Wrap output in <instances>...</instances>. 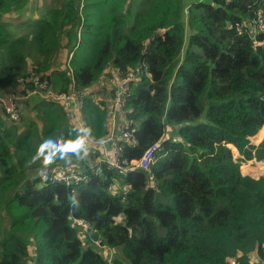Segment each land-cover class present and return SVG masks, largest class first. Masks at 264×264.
<instances>
[{
    "label": "trees",
    "instance_id": "1",
    "mask_svg": "<svg viewBox=\"0 0 264 264\" xmlns=\"http://www.w3.org/2000/svg\"><path fill=\"white\" fill-rule=\"evenodd\" d=\"M35 2L0 0V94L30 70L55 91L74 85L90 138L103 141L116 92L101 77L133 72L124 115L136 144L124 156L163 149L148 171L102 165L78 185L53 183L89 168L83 152L48 168L33 159L45 141L81 136L62 104L44 99L1 124L0 264H264V176L241 173L242 160H264V141L251 143L264 126V34L238 31L264 0H58L13 36L6 17Z\"/></svg>",
    "mask_w": 264,
    "mask_h": 264
},
{
    "label": "built area",
    "instance_id": "2",
    "mask_svg": "<svg viewBox=\"0 0 264 264\" xmlns=\"http://www.w3.org/2000/svg\"><path fill=\"white\" fill-rule=\"evenodd\" d=\"M188 12V8H186ZM253 30L264 34V12L258 11L257 16L250 22H245V26L238 27L239 33ZM69 72L73 70L68 66ZM117 70V69H116ZM114 76L107 75L101 83L109 84L116 92L111 100V120L108 137L103 141H94L87 132V121L83 115V95L72 85L71 89L65 92L55 91L47 77H43L35 71H30L27 75L18 79L16 84L9 88L7 92L0 94V125H10L19 123L24 116V110L33 102L44 99H52L62 104L68 120L79 130L81 136L87 142V152L83 155L89 162V168L69 167L64 171H58L52 182L72 183L78 185L89 180L91 174H99L101 166H105L120 175H127L136 169L148 171L155 160L158 152L163 149V140H159L146 148L142 156L137 160H128L124 156L126 142L136 144L132 132L125 122L124 108L127 99L132 95V83L137 81V74L129 72L123 75L117 71ZM93 156L95 158H93ZM264 163V161H263ZM74 224L81 229H88L91 224L86 219H74ZM104 250H109V261L112 260V249L104 244H100Z\"/></svg>",
    "mask_w": 264,
    "mask_h": 264
},
{
    "label": "rangeland",
    "instance_id": "3",
    "mask_svg": "<svg viewBox=\"0 0 264 264\" xmlns=\"http://www.w3.org/2000/svg\"><path fill=\"white\" fill-rule=\"evenodd\" d=\"M187 1V0H186ZM58 3V0H36L35 4L33 5V7L30 9V10H27L25 15L24 16H21V17H16L15 14H9L8 17H6V22H7V26H8V31L15 37H19V36H22L24 35L25 33H27V31L31 30V28L34 26L33 25V22L36 21V19L39 18V16L41 14H43L46 10H47V7L48 5H51V4H57ZM36 10V11H35ZM34 15V16H33ZM33 20V21H32ZM59 60H58V64L60 66V68H64V65L66 63V66H68L69 62H70V56L69 58L67 59V51L66 50H62V52L60 53L59 55ZM31 71V70H30ZM104 76L101 77V80H104ZM104 82V81H103ZM97 85H100L97 84ZM36 104V102H33V105ZM26 116V115H25ZM206 116V115H205ZM205 119V118H204ZM253 139H251V143L254 145V143L252 142ZM264 141V139L262 140V142ZM261 144V143H260ZM259 144V145H260ZM259 145H254V146H259ZM230 148V147H229ZM232 150V149H231ZM238 152V151H237ZM233 153V158L235 160H241L242 159V156L238 153ZM234 154L236 156H234ZM239 154V155H238ZM256 157L253 158L252 160H242L241 161V173L245 176H250L252 178H255V179H258L262 176H264V173L260 174L258 177H254L246 172L243 171V168L245 165L249 164L250 162H253V163H250L251 167L255 166V164H257L256 162ZM258 161V160H257ZM264 160H262L263 162ZM246 163V164H245ZM245 164V165H243ZM253 165V166H252ZM253 256H251L252 258ZM232 264H235L234 263V260L232 261Z\"/></svg>",
    "mask_w": 264,
    "mask_h": 264
},
{
    "label": "clouds",
    "instance_id": "4",
    "mask_svg": "<svg viewBox=\"0 0 264 264\" xmlns=\"http://www.w3.org/2000/svg\"><path fill=\"white\" fill-rule=\"evenodd\" d=\"M87 142L85 137L77 136L75 139H68L66 142L60 144H53L51 141L42 143L38 150L36 157L33 159L43 158V165L48 168L56 162L55 158L59 154L61 159H65V163H69L68 154H75L77 159H81V153L87 152ZM45 178L46 177H42Z\"/></svg>",
    "mask_w": 264,
    "mask_h": 264
},
{
    "label": "bare ground",
    "instance_id": "5",
    "mask_svg": "<svg viewBox=\"0 0 264 264\" xmlns=\"http://www.w3.org/2000/svg\"><path fill=\"white\" fill-rule=\"evenodd\" d=\"M253 143L255 145H259L262 140L264 139V126L258 131V133L256 134V136H254L253 138ZM234 152H237L236 148H233ZM238 153V152H237ZM253 163V162H250ZM247 164L245 165L243 168V171L254 176V177H258L260 174L264 173V165L262 163H257L255 164V166L251 167V164Z\"/></svg>",
    "mask_w": 264,
    "mask_h": 264
},
{
    "label": "water",
    "instance_id": "6",
    "mask_svg": "<svg viewBox=\"0 0 264 264\" xmlns=\"http://www.w3.org/2000/svg\"><path fill=\"white\" fill-rule=\"evenodd\" d=\"M26 183H27V181H25V182L23 183L22 188L25 187ZM29 264H32V262L30 261Z\"/></svg>",
    "mask_w": 264,
    "mask_h": 264
},
{
    "label": "crops",
    "instance_id": "7",
    "mask_svg": "<svg viewBox=\"0 0 264 264\" xmlns=\"http://www.w3.org/2000/svg\"><path fill=\"white\" fill-rule=\"evenodd\" d=\"M255 136H256V135H255ZM252 138H253V137H252ZM252 138H251V139H252ZM254 145H255V144H254ZM238 155H239V154H238ZM253 156H254V153H253ZM254 158H255V156H254ZM256 162H257V163L260 162V163H262V164L264 165V163H263L262 161H257V160H256Z\"/></svg>",
    "mask_w": 264,
    "mask_h": 264
}]
</instances>
